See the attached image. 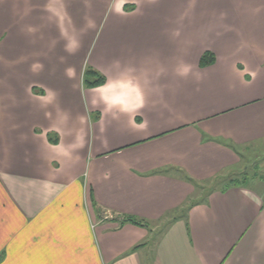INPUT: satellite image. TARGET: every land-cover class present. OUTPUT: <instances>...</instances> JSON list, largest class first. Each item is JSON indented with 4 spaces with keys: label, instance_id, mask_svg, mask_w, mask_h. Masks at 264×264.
Segmentation results:
<instances>
[{
    "label": "crops",
    "instance_id": "1",
    "mask_svg": "<svg viewBox=\"0 0 264 264\" xmlns=\"http://www.w3.org/2000/svg\"><path fill=\"white\" fill-rule=\"evenodd\" d=\"M258 148L264 0H0V264H264Z\"/></svg>",
    "mask_w": 264,
    "mask_h": 264
},
{
    "label": "rangeland",
    "instance_id": "2",
    "mask_svg": "<svg viewBox=\"0 0 264 264\" xmlns=\"http://www.w3.org/2000/svg\"><path fill=\"white\" fill-rule=\"evenodd\" d=\"M245 179L250 181L249 183L253 180L264 181V148L246 153V160L239 169L225 175L210 187L211 189H223L232 180L244 181ZM103 218L107 220L111 217L105 214Z\"/></svg>",
    "mask_w": 264,
    "mask_h": 264
},
{
    "label": "trees",
    "instance_id": "3",
    "mask_svg": "<svg viewBox=\"0 0 264 264\" xmlns=\"http://www.w3.org/2000/svg\"><path fill=\"white\" fill-rule=\"evenodd\" d=\"M215 62H216V56L211 52H206L201 58L200 67L204 69L214 65ZM106 82L107 79L101 73H99L97 70L93 68L88 69L83 77V85L87 89H95L102 87L106 84ZM249 182L250 181H247V179H245L244 181L232 180L228 183V186L224 187L223 189L226 190L231 187L241 186ZM121 224H132L136 226L147 227L140 220L131 217L124 218L121 221Z\"/></svg>",
    "mask_w": 264,
    "mask_h": 264
}]
</instances>
